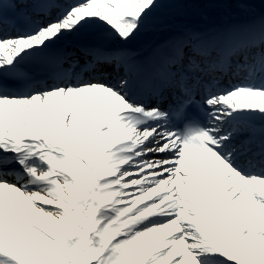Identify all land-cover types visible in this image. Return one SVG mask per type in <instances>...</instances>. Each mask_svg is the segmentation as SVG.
<instances>
[{
    "label": "snow or ice",
    "instance_id": "obj_1",
    "mask_svg": "<svg viewBox=\"0 0 264 264\" xmlns=\"http://www.w3.org/2000/svg\"><path fill=\"white\" fill-rule=\"evenodd\" d=\"M0 264H264V0H0Z\"/></svg>",
    "mask_w": 264,
    "mask_h": 264
},
{
    "label": "bare ground",
    "instance_id": "obj_2",
    "mask_svg": "<svg viewBox=\"0 0 264 264\" xmlns=\"http://www.w3.org/2000/svg\"><path fill=\"white\" fill-rule=\"evenodd\" d=\"M154 39H156V36L155 37H149V39H145V40H143L139 45H137V44H132V45H130V47L131 48H133V49H142V48H144L148 43H150L151 41H153Z\"/></svg>",
    "mask_w": 264,
    "mask_h": 264
},
{
    "label": "rangeland",
    "instance_id": "obj_3",
    "mask_svg": "<svg viewBox=\"0 0 264 264\" xmlns=\"http://www.w3.org/2000/svg\"><path fill=\"white\" fill-rule=\"evenodd\" d=\"M149 37L153 38V37H155V35L151 32H148V33L142 35L140 38H138L135 42H133V44L139 45L143 40L149 39Z\"/></svg>",
    "mask_w": 264,
    "mask_h": 264
}]
</instances>
